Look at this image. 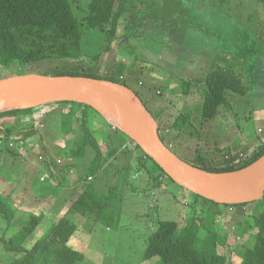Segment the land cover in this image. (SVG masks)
Returning <instances> with one entry per match:
<instances>
[{
	"label": "rangeland",
	"instance_id": "374dc122",
	"mask_svg": "<svg viewBox=\"0 0 264 264\" xmlns=\"http://www.w3.org/2000/svg\"><path fill=\"white\" fill-rule=\"evenodd\" d=\"M70 1L75 15L82 21L89 11L91 0ZM186 4L192 12V27L161 29L158 23L143 14L138 15L135 25L128 26L132 15L130 12L122 18L113 40L108 29L81 25L79 58L48 59L22 66L21 70L52 75L66 70L92 72L98 69L101 74L112 75L140 94L180 158L190 163H198L203 159V163L220 167L231 163L229 159L236 155L234 162L240 163V155L253 154L255 145L264 139V1L189 0ZM229 52L246 59L247 68L253 73V87L246 96L232 94L231 106L222 107L214 122L202 124L203 90L198 86L202 85L201 77L205 75L203 70L208 71L209 65L206 64L199 73L198 66L195 67V61L191 59L199 56L204 64L207 60H214L219 53ZM2 74L3 77L14 75L11 71ZM121 76L125 79H120ZM194 79L196 85L186 95L184 83L191 81L195 84ZM157 89L161 90L160 94L156 92ZM143 90L156 99L171 100L165 121L153 111ZM81 109L80 105L51 103L34 107L31 113L24 116H32L34 125L30 126L37 128L40 138L46 131L50 133L52 142L49 148L40 143V135L32 136L27 146L18 144L21 148L20 157H26L25 161L32 164L42 163L50 170L49 174L52 172L51 176H54L55 171L61 174L66 171L67 175L71 173L68 178L60 176L59 189L68 187L78 174L90 172L94 162L95 152L92 148L88 147L84 155L78 152L77 141L84 133ZM184 111L193 112L192 125L178 131L173 127V120ZM87 113L89 128L102 148L105 162L103 160V167L90 176L88 182L83 181V185L89 183L99 196L106 194L115 180L122 182L120 187L124 190L116 194L119 203L123 198L122 212L114 223L98 218L97 212L95 215L81 214L78 218L74 215L72 220L77 223L78 229L69 244L85 255L83 264H161L159 256L144 259L148 238L159 220L178 221L184 228L196 216L192 208L194 194L167 177H158V172L155 176L152 167H141L138 158L140 150L135 144L115 131L114 128L118 127L106 124L101 115L93 111ZM3 123L5 129H13L6 120ZM127 149L130 151L128 154ZM48 153L51 156L47 162L39 159V154L48 156ZM20 160L9 154L0 160V184L4 180L3 176L12 178L11 173L19 168ZM147 163L149 166L152 164ZM36 164L32 165L33 171L37 172L35 185L45 187L46 183L39 178L47 174V170L38 169ZM115 168L121 172L113 180ZM3 184L0 190L4 189ZM6 188L9 190V187ZM4 191V199L18 209V219L13 222V229L18 231L29 220L31 206L24 203L26 199L21 200L20 195L13 200ZM52 195V202L59 204L61 199L58 191L53 190ZM259 203L246 207L217 206L220 213L217 215V228L222 237L227 234L226 244L221 246V251L235 264L240 263L239 248L251 245L253 236L250 227L258 223L253 214L259 208L264 209L262 199ZM199 210L202 212L201 207ZM35 213L39 214L40 210L36 209ZM53 218L49 215L45 217L28 236L26 247L47 233L55 222ZM245 221L250 225L245 224ZM7 223L6 219L0 217V264H8L16 256L22 255L5 248V239L13 235Z\"/></svg>",
	"mask_w": 264,
	"mask_h": 264
},
{
	"label": "trees",
	"instance_id": "16d2710c",
	"mask_svg": "<svg viewBox=\"0 0 264 264\" xmlns=\"http://www.w3.org/2000/svg\"><path fill=\"white\" fill-rule=\"evenodd\" d=\"M187 1L189 0H91L88 13L80 21L75 15L70 0H0V78L3 77L4 71H11L12 74L32 72L28 70L23 72L21 67L38 64L48 59L79 58L82 44L81 25L87 28L108 29L112 40L116 36L122 18L130 12L132 15L131 20L127 23L128 26L135 25L138 15L143 14L158 23L161 29L192 27V12L186 4ZM109 47L110 45L107 48L109 49ZM77 50L78 53H76ZM99 71L97 69L87 72L78 69L73 72L66 70L57 74L84 75L124 83L113 78L112 75L101 74ZM252 74L247 68L244 57L230 52L217 54L210 71L201 77L202 85L198 83L200 84L198 87L203 90L202 124L214 122L222 107H230L232 94L246 96L250 93L253 87ZM121 77L120 79H123ZM195 80L193 81L195 82ZM195 85L196 82L194 84L191 81H186L184 83L185 94L191 93V87ZM60 103L82 107L80 119L84 133L77 141L78 152L80 155H84L89 147L94 150L95 157L90 172L85 175L78 174L77 181L88 182L89 177L95 175V172L103 167L104 158L102 148L92 136V131L89 128L87 112L93 111L96 114H101L83 103L68 101ZM32 110L33 107L0 112V139L3 141L0 144V155L4 153L2 157L0 156V160L6 154L12 155L16 159L21 152L18 144L24 146L25 139L40 133L36 127L30 126L34 125L32 116L24 117ZM193 116L192 111L180 112L173 120V127L178 131L184 130L188 125H192ZM3 119L10 123L13 129H5ZM103 119L106 124L112 127L111 123L104 117ZM114 129L140 150L138 158L141 167H152L155 176L158 172V177H162V179L167 177L175 183L151 157L144 153L134 139L120 128ZM160 133L163 141L170 145L167 133L162 128H160ZM10 142H15V145L10 146ZM78 152L75 153L78 154ZM126 153H130V151L127 149ZM262 155H264V139L255 145L254 153L243 156L240 163L234 162L236 155L229 159L231 163L220 167L203 163L201 158L198 163H188L208 172H224L248 166ZM45 157L47 162L49 157ZM147 162L152 164L149 163V166ZM129 166L126 168L129 169ZM120 172L119 169L114 171L113 180L119 177ZM3 177L4 183L11 181V178ZM120 185L122 182L115 180L106 194L98 196L89 183L84 184L67 212L54 222L43 237L30 247H26L28 236L33 233L44 216L42 213H32L29 220L16 233L9 239H5L6 249L22 254L16 256L8 264H83L85 255L69 244L71 237L78 229V225L72 220V217L75 214L95 215L97 212L98 218L104 219L108 223L116 222L120 218L123 203V198L119 203L116 197L118 191L124 190ZM4 192V190H0V217L7 220L9 227L15 216V210L4 199ZM193 194L192 208L196 216L184 228L178 221L159 220L156 229L148 238L144 259L148 260L159 256L161 264H235L229 260L224 251H221V246L226 244L227 234L222 237L217 228V215L220 214L217 206L246 207L249 204H258L261 200L243 204H219L198 194ZM262 201L264 204V198ZM199 207L202 208V212ZM253 218L258 223L250 227L253 236L251 245H243L239 248V264H264V209L259 208L257 213L253 214ZM245 224L250 225L246 221ZM201 232H204L205 235L203 236Z\"/></svg>",
	"mask_w": 264,
	"mask_h": 264
},
{
	"label": "water",
	"instance_id": "95a60500",
	"mask_svg": "<svg viewBox=\"0 0 264 264\" xmlns=\"http://www.w3.org/2000/svg\"><path fill=\"white\" fill-rule=\"evenodd\" d=\"M90 95L98 96L125 126L128 123L136 125L132 123L133 120L139 121L145 127V140L132 133L133 129L140 128L138 125L127 130L122 126L118 128L134 139L144 153L183 188L219 204L251 203L264 198V168H255V164L264 155L248 166L232 171L208 172L191 165L163 141L158 120L129 85L84 75L37 72L0 78V112L68 101L89 105L101 113L85 101ZM184 166H189L194 172L185 170ZM237 183L248 186L247 192H233L231 188Z\"/></svg>",
	"mask_w": 264,
	"mask_h": 264
},
{
	"label": "crops",
	"instance_id": "0c3cea01",
	"mask_svg": "<svg viewBox=\"0 0 264 264\" xmlns=\"http://www.w3.org/2000/svg\"><path fill=\"white\" fill-rule=\"evenodd\" d=\"M191 60L195 61V64H196L195 67L198 66L197 68L199 69V73L202 72L201 70L205 67L206 64L209 65L208 71H210L209 69L212 67L213 62H214V60L210 59V60H207L206 63L202 64L201 63L202 58H200L199 56H198V58L193 57V59H191ZM206 71L203 70V72L207 73L208 71L207 72ZM156 92L158 94H160L161 90L157 89ZM143 94L146 95L148 102H149L150 106L152 107L153 111L156 112V114L160 117L161 120H164L166 118V113L169 111V102L171 100L166 101V100H162V99H160V100L156 99L155 97L151 96L145 90H143ZM49 134L50 133H48L46 131V133H44L43 138L41 139L40 143H42L43 145L45 144L49 148H51L50 142H52V139L50 138ZM28 140H29V138L25 139V144L23 143L24 147L27 146L26 144H28L27 143V142H29ZM49 151H51V150H48V152ZM3 154L4 153H2L0 156L2 157ZM20 155H21V153H19V156L16 157V160L21 159L20 160L21 164L19 165L18 169H14V172L12 171L13 173H11V175H12V178L10 179L11 181L7 184H3V187H4L3 190H6L8 192L7 195L9 197L11 195L13 197V200H14V198L16 199V197L19 195H20L19 198L21 200L26 199L24 203H27L28 205L31 206V208L29 209V212H28L29 215H31L32 213H35L36 209H38V210H40V213H42L44 215L41 222L45 219V217L47 215L55 217V218H53V221L56 222L59 218H61L67 212V210L71 206L69 204H72V202L78 197V195H79L78 192L81 191V189L83 187V182H78L77 176H76V177H74V180H72V182L69 183L68 187H66L65 189H59L58 187H60V183H58V182H60L59 180L62 179L60 176L62 175L63 177L68 178V177H71L70 176L71 173H68V175H69L68 176L66 174V171L62 172V174L59 172L56 173V171H55L56 175L54 174V176H51L52 172H50V174H49L50 170L47 169L45 165H42V163L41 164H36V163L32 164V163L28 162L27 160H26L27 161L26 162L25 161L26 157H22V156L20 157ZM49 156H51V153H48V157ZM34 164H36L38 169L41 167L42 169L47 170V174H42L39 178L40 181L46 183L45 187H44V185H39V184L35 185V182L37 181V176L35 174H37V172H34L32 169V165H34ZM49 165H50V163H49ZM51 168H53V167L51 166ZM14 174L16 176H14ZM38 174H39V172H38ZM43 177L44 178L46 177V178L42 179ZM6 187H9V190ZM53 190L58 191V193L60 195L59 199H61V201L59 202V204L52 202L54 200L53 195H52ZM21 191H22V193H21ZM9 205L15 210V216H14L13 221H12L11 225L9 226L8 230L13 232V234H14L15 232H17V230L13 229V222L15 219H18L19 214H18V209H16L15 206H12L11 203H9ZM79 216H81V214H75L76 218H78Z\"/></svg>",
	"mask_w": 264,
	"mask_h": 264
},
{
	"label": "bare ground",
	"instance_id": "6f19581e",
	"mask_svg": "<svg viewBox=\"0 0 264 264\" xmlns=\"http://www.w3.org/2000/svg\"><path fill=\"white\" fill-rule=\"evenodd\" d=\"M85 101L89 104H91L92 106H94L95 108H97L101 113V115L111 124H113L114 126L118 127V126H122V128H124L125 130L130 129L131 127L135 128L137 125L140 126V128H135L133 129L132 133L134 135H136V137H138L141 140H145L146 138V131H145V127H143V125L137 121V120H133L132 123H135L136 125H132L131 123H128V127L125 126L119 116L108 106H106L101 99L96 96V95H90L88 96ZM135 126V127H134ZM255 168L257 169H263L264 168V157L262 159H260L256 164H255ZM184 169L189 171V172H194L193 170H191L189 168V166H184ZM248 186L244 185V184H234L231 188V190L233 192H247Z\"/></svg>",
	"mask_w": 264,
	"mask_h": 264
},
{
	"label": "built area",
	"instance_id": "2783aa9c",
	"mask_svg": "<svg viewBox=\"0 0 264 264\" xmlns=\"http://www.w3.org/2000/svg\"><path fill=\"white\" fill-rule=\"evenodd\" d=\"M121 78H123V76H122ZM123 79H125V78H123ZM2 143H3V141H2V139H0V144H2ZM9 145H10V146H14V145H15V142H10ZM169 146L172 148V144H170ZM240 157L242 158L243 156L240 155ZM39 159H40L41 161H43V162L46 161V157L43 156V155H40V156H39ZM57 162H58V164H60V160H59V159L57 160ZM42 179H45V178L43 177Z\"/></svg>",
	"mask_w": 264,
	"mask_h": 264
},
{
	"label": "flooded vegetation",
	"instance_id": "af4514ba",
	"mask_svg": "<svg viewBox=\"0 0 264 264\" xmlns=\"http://www.w3.org/2000/svg\"><path fill=\"white\" fill-rule=\"evenodd\" d=\"M145 102V101H144ZM145 104L147 105V103L145 102ZM147 107H148V105H147ZM149 108V107H148Z\"/></svg>",
	"mask_w": 264,
	"mask_h": 264
},
{
	"label": "clouds",
	"instance_id": "9594fccd",
	"mask_svg": "<svg viewBox=\"0 0 264 264\" xmlns=\"http://www.w3.org/2000/svg\"><path fill=\"white\" fill-rule=\"evenodd\" d=\"M144 101V100H143Z\"/></svg>",
	"mask_w": 264,
	"mask_h": 264
}]
</instances>
